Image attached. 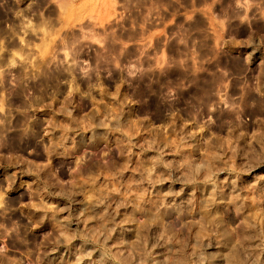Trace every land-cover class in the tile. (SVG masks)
Returning <instances> with one entry per match:
<instances>
[{"label": "rangeland", "instance_id": "1", "mask_svg": "<svg viewBox=\"0 0 264 264\" xmlns=\"http://www.w3.org/2000/svg\"><path fill=\"white\" fill-rule=\"evenodd\" d=\"M0 129V264H264V0H0Z\"/></svg>", "mask_w": 264, "mask_h": 264}, {"label": "bare ground", "instance_id": "2", "mask_svg": "<svg viewBox=\"0 0 264 264\" xmlns=\"http://www.w3.org/2000/svg\"><path fill=\"white\" fill-rule=\"evenodd\" d=\"M17 1V0H16ZM45 2V1H44ZM27 4V3H26ZM11 7V6H10ZM31 8V7H30ZM3 11H5V10H3ZM22 11H23V15H25V9H22ZM28 11V10H27ZM20 12V11H19ZM27 15V14H26ZM21 20V19H20ZM20 22V21H19ZM44 22V21H43ZM19 25V24H18ZM33 25V24H32ZM39 25V24H38ZM22 40V39H21ZM16 95H23V90L22 89H18L17 91H16V93H15ZM18 97H20V96H18ZM25 105H27L26 103H24ZM27 118V117H26ZM22 122V121H21ZM1 130V129H0ZM22 139V138H21ZM233 256V258H234V255H231V256H228L229 258H231ZM155 259V258H154ZM228 259V258H227ZM232 259V258H231ZM157 260H158V258H157ZM237 260V259H236ZM158 262V261H157ZM228 264H231V263H233L234 264V261H231V260H229L228 259V262H227Z\"/></svg>", "mask_w": 264, "mask_h": 264}]
</instances>
